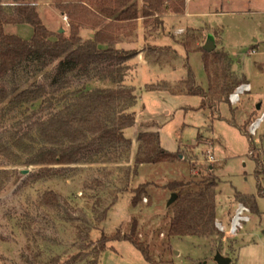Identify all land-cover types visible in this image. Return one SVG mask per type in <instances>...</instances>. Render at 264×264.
Here are the masks:
<instances>
[{
    "label": "rangeland",
    "instance_id": "obj_1",
    "mask_svg": "<svg viewBox=\"0 0 264 264\" xmlns=\"http://www.w3.org/2000/svg\"><path fill=\"white\" fill-rule=\"evenodd\" d=\"M12 1L4 0L6 5ZM37 7L43 22L55 34L61 28L67 34L70 32L66 21L70 22V18L66 19L60 12L57 0H39ZM23 26L22 36L18 25L5 28L7 32L31 39L32 26ZM139 26L149 41L139 34L142 30ZM155 29L151 26L145 29L140 20L135 30L127 28L121 32L118 43L120 48L137 52L127 62L125 78V84L134 87L138 97L136 123L125 130L126 137L132 140L129 161L109 162L101 154L73 167L48 169L25 166L21 161L26 155L22 153L21 161L14 158L16 162L6 159L0 162V168L10 171L0 193V264H45L56 256L59 264H94L95 247L102 233H115L131 221L133 189L152 178L160 180L157 171L161 166H151L146 176L140 175L143 177L134 174V152L143 131H154L164 150L170 154L182 153L183 162L188 164L183 163L177 170L163 168L165 177L160 186L178 176L180 170L188 173L190 164L205 173L213 168L219 182L217 222L221 221L226 230L217 226L218 236L173 238L170 259L175 264H220L222 256L231 260L230 264H264V175H257L254 159L259 158L264 164V122L256 134L250 133V125L264 113V0H187L183 14L170 13L166 21L164 16V30ZM194 30L203 34L201 40L205 42L213 34L217 50L227 51L232 58L237 76L245 75L253 83V91L241 94L240 103L221 104L219 115L212 114L210 109H200L201 96L187 93L182 86L188 79V60L185 48L175 40ZM89 32L82 29L81 33L87 38ZM153 43L172 48L176 58L165 66L153 64L147 55L148 46H155ZM189 65L197 81L207 88L202 53L190 54ZM37 69L33 65L18 70L15 81L19 90L45 80ZM164 83L169 85L162 86ZM93 86L87 78H75L68 89ZM40 105L35 104L33 110H39ZM31 110L11 108L8 102L2 104L0 131L17 127ZM250 113H254L252 117H248ZM252 144L257 146L254 154L250 152ZM205 150L213 153V159L204 154ZM126 188L129 190L124 191ZM48 190L59 193L60 206L49 208L42 203V195ZM150 193L152 207L148 206L149 196L143 194L140 231L146 222L153 224L166 216L165 205L171 197L169 191L157 186ZM248 200L256 203L257 212L252 211ZM240 205L250 210L246 212L250 220L238 234L232 235L231 226ZM108 207L107 218L101 219V213ZM86 231L90 232L86 242H92L88 248L83 246L82 238ZM108 245L111 248L102 253L97 264H149L129 241Z\"/></svg>",
    "mask_w": 264,
    "mask_h": 264
},
{
    "label": "trees",
    "instance_id": "obj_2",
    "mask_svg": "<svg viewBox=\"0 0 264 264\" xmlns=\"http://www.w3.org/2000/svg\"><path fill=\"white\" fill-rule=\"evenodd\" d=\"M38 1L13 0L6 5L0 0V106L8 102L11 108L32 109L17 127L0 131V162L3 159L21 161L22 153L26 155L21 161L25 166L38 165L48 169L73 167L101 154L109 162L129 161L132 140L126 137L125 130L136 123L138 97L134 87L125 84V78L129 68L127 62L137 52L118 47L121 32L127 28L135 30L139 20L143 21L145 29L151 26L154 30L156 27L164 30V16L183 14L187 0H57L60 12L70 18L68 34H55L46 26L37 7ZM10 24L31 25V39L7 32L5 27ZM82 29L90 30L87 38L82 36ZM54 35L56 39L52 38ZM201 35L200 31L194 30L181 40H175L187 54L185 91L199 94L202 98L200 109H210L212 114L218 115L221 104L230 103L231 94L246 83V79L233 71V60L227 51H205ZM146 40L149 41L147 36ZM148 47L147 55L153 64L165 66L176 58V51L170 47ZM198 52L203 56L207 88L197 81L189 65V55ZM33 65L44 74L45 80L19 90L15 81L18 70ZM75 78H87L95 86L69 90ZM37 103L41 104L40 109L33 110ZM250 150L256 153L257 146L252 144ZM181 156L180 152L170 154L164 150L154 131L139 134L134 174L137 178L146 176V170L151 166H161L157 171L160 180L152 178L133 189L131 221L115 233H102L99 245L95 247L94 264L111 248L110 242L122 240L139 249L149 264H175L169 257L173 252V238L219 235V182L213 168L205 173L190 164L188 173L180 170L177 173L181 176L178 174L160 186L165 177L163 168L177 170L183 163L187 164ZM254 159L257 175H264L263 162ZM9 178L10 171L0 168V193ZM153 186L162 187L176 198L171 203L167 200L165 217L153 224L146 222L140 231L143 194L149 196L148 206L152 207L150 190ZM126 189L124 191L129 190ZM60 200L55 190L44 192L41 199L49 208L60 206ZM248 203L252 211L257 212L256 203L251 200ZM108 210L109 207L104 209L101 219L107 218ZM82 238L83 246L90 247L92 242H86L90 232L86 231ZM59 263L56 256L45 264Z\"/></svg>",
    "mask_w": 264,
    "mask_h": 264
},
{
    "label": "built area",
    "instance_id": "obj_3",
    "mask_svg": "<svg viewBox=\"0 0 264 264\" xmlns=\"http://www.w3.org/2000/svg\"><path fill=\"white\" fill-rule=\"evenodd\" d=\"M65 17L67 19V16H65ZM66 21H67L68 26H70L69 21L68 20H66ZM250 89H251V86H249V84H244L242 86H239L237 88V90L234 93L231 94V96H230L231 102L232 103H238L240 101V95L242 93H244L245 91L250 90ZM260 119L261 120L264 119V113H263V115L261 116ZM258 123L259 122H254V123L251 124V126H250V133L251 134H256L257 126H258L257 124ZM204 154L213 159L210 150H205ZM246 212H250V210L246 206L240 205V207H239V209L237 211V214H236V216L233 219V223H232V226H231L230 232H231L232 235L238 234L239 230L243 228L244 223L250 220V217L246 214ZM217 225H218V227L221 230H223V231L226 230V227L223 225V223L221 221L217 222Z\"/></svg>",
    "mask_w": 264,
    "mask_h": 264
},
{
    "label": "crops",
    "instance_id": "obj_4",
    "mask_svg": "<svg viewBox=\"0 0 264 264\" xmlns=\"http://www.w3.org/2000/svg\"><path fill=\"white\" fill-rule=\"evenodd\" d=\"M169 14H170V13H168V14L165 15V21H166V18H167V16H168ZM174 14H176V13H174ZM176 15H181V14H176ZM139 21H140V20H139ZM18 27H19V28H18V33L21 35V33H20V28H22V27H24V26H23V25H18ZM32 29H33V28H32ZM139 29H142V27L139 26ZM21 30H22V29H21ZM58 30H59V29H58ZM58 30H57V32H59ZM178 30L183 32L185 29H184V28H179ZM65 33H66V30H65ZM139 34H141V36L143 37V39L146 40V36L144 35L143 29L139 32ZM22 35H23V34H22ZM22 35H21V36H22ZM24 36H25V35H24ZM153 45L157 46L156 43H153ZM233 70H234V69H233ZM242 77L246 79V83H243L242 85H244V84H249V86H251V89H250V90H247V91H245V92H252V91H253V83H252V82H251V81H250L245 75H244V76H241V78H242ZM186 84H187V82L185 83V85L182 84V86H185V87H186ZM242 85H240V86H242ZM236 90H237V89H236ZM245 92H244V93H245ZM242 94H243V93H242ZM240 100H241V99H240ZM230 101H231V100H230ZM231 103H232V102H231ZM238 103H240V101H239ZM257 108L260 110V109L262 108V104H260ZM247 111H248V110H247ZM247 111H246V112H247ZM254 113H255V112H254ZM254 113H250V114H248V117H250V116L252 117V114H254ZM218 115H219V114H218ZM260 118H261V116H260L256 121H254V122H259L257 128L261 125L262 122H264V119L261 120V121H259ZM240 120H241V119H240ZM230 121H231V120H230ZM254 122H253V123H254ZM238 124H239L240 127H242V125H243L242 123H239V122H238ZM235 125L238 126L236 123H235ZM250 126H251V125H250ZM136 151H137V150H135V152H134L135 154H136ZM250 152H251V150H250ZM135 154H134V156H135ZM211 154H212V157H213V153H212V152H211Z\"/></svg>",
    "mask_w": 264,
    "mask_h": 264
},
{
    "label": "water",
    "instance_id": "obj_5",
    "mask_svg": "<svg viewBox=\"0 0 264 264\" xmlns=\"http://www.w3.org/2000/svg\"><path fill=\"white\" fill-rule=\"evenodd\" d=\"M64 28H61L59 30V33H63L64 32ZM203 48L205 51L207 52H213L217 49V43H216V39H215V36L213 34H210L205 42V44L203 45ZM261 121V119L259 120ZM176 198V195L173 194L170 198V201L169 203L173 202ZM218 226V225H217ZM231 260L225 258V257H222L220 256L219 257V263L220 264H230Z\"/></svg>",
    "mask_w": 264,
    "mask_h": 264
},
{
    "label": "bare ground",
    "instance_id": "obj_6",
    "mask_svg": "<svg viewBox=\"0 0 264 264\" xmlns=\"http://www.w3.org/2000/svg\"><path fill=\"white\" fill-rule=\"evenodd\" d=\"M258 125V124H257Z\"/></svg>",
    "mask_w": 264,
    "mask_h": 264
}]
</instances>
